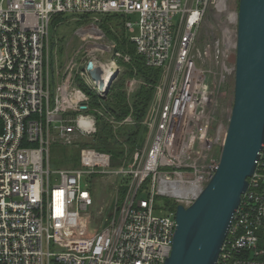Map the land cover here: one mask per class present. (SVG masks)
I'll return each instance as SVG.
<instances>
[{"label": "built area", "instance_id": "2783aa9c", "mask_svg": "<svg viewBox=\"0 0 264 264\" xmlns=\"http://www.w3.org/2000/svg\"><path fill=\"white\" fill-rule=\"evenodd\" d=\"M129 14L138 17L136 53L160 69L149 146L112 166L108 152L87 145L76 166L51 171V144L74 148L101 120L127 123L103 103V76L116 65L101 24L116 15L133 32ZM56 15L88 24L54 71ZM237 17L238 0H0V264H164L176 205L189 206L218 165L229 119L217 114L218 93L234 77ZM127 83L130 102L137 80ZM102 176L119 178L123 191L89 231L92 182ZM215 264H264V143Z\"/></svg>", "mask_w": 264, "mask_h": 264}, {"label": "water", "instance_id": "95a60500", "mask_svg": "<svg viewBox=\"0 0 264 264\" xmlns=\"http://www.w3.org/2000/svg\"><path fill=\"white\" fill-rule=\"evenodd\" d=\"M90 75L99 68L89 62ZM110 83H108L109 85ZM264 143V0H238L233 103L218 165L187 207L175 208L164 264H215Z\"/></svg>", "mask_w": 264, "mask_h": 264}, {"label": "rangeland", "instance_id": "374dc122", "mask_svg": "<svg viewBox=\"0 0 264 264\" xmlns=\"http://www.w3.org/2000/svg\"><path fill=\"white\" fill-rule=\"evenodd\" d=\"M138 17L136 14H129L127 16V21L131 23L132 28L134 29L133 32H128L127 37L129 38L130 36L136 35L137 34V27L135 23L137 22ZM174 22L176 21V18L173 19ZM107 22L109 21H114V19L111 20V18L106 19ZM120 21L119 29L122 30V22ZM117 22V21H116ZM116 22L114 24H116ZM84 24V25H83ZM86 21H82L77 17L74 16H60V17H55L53 22H52V29H51V40L50 44H52V52L54 54L55 58V64L52 63V69L55 71L57 69H60L63 60L65 59L66 55L70 52L71 48L76 45V30L78 27L85 26ZM106 25V23H105ZM81 26V27H82ZM108 27V25H106ZM111 31L107 32L106 31V36L108 38H111V36H118L119 32L115 26H110ZM115 47H114V56L115 57V67L112 69V76H111V81L110 84L108 85L107 88H105L104 92L106 94V98L104 99V104L107 105L108 103V97L110 96L112 92V88H116L118 85L123 84V80L126 78H122L123 75L127 72V69L125 68L124 65L120 64L122 63H127L125 62L120 55H124L125 57L128 56V54H125L121 52L117 46L116 42L114 40ZM118 53V55H116ZM111 60L112 56L108 57V55H105L103 58L104 62L108 63L107 60ZM130 59V58H129ZM131 60V59H130ZM129 60V62H130ZM132 78V76H130ZM121 79V81H119ZM127 77L124 80V85L123 90L125 93V98H126V105L129 109V113L121 118L120 120L122 121L125 119L127 123H124L120 125L118 128L111 126L109 123H104L107 127L110 126V130L113 133L114 136L109 137V141L112 143L113 146V153H109L111 155V165L116 166V165H122V164H129L132 162L133 155L136 152H143L148 146L151 141L152 137V130L145 125V119H141L140 121H137L133 118L132 116V107L130 102H128L127 96H126V83L129 79ZM134 78L137 80V84L135 86V89L138 91L140 86L145 85L144 81L136 76ZM77 82L79 83L80 80L77 79ZM129 83V82H128ZM127 83V86H128ZM142 83V84H141ZM141 84V85H140ZM161 82L157 80V82L153 85V93L151 95V98L154 94V90L160 86ZM233 87H234V77H232L229 80V84L226 86L225 89V94H224V89H220L218 93V108H217V114L220 116V118L224 121L227 120V117L229 118L230 111L232 108V103H233ZM224 94V96H223ZM109 95V96H108ZM223 96V97H222ZM219 97H222L221 100ZM95 98V97H94ZM151 101V99H150ZM150 101L148 103V110L150 107ZM109 126H108V125ZM98 131V130H97ZM96 131V133H97ZM130 136V138H127ZM90 140V141H89ZM81 139L77 143H75L74 148L71 146L67 145H54L51 144L48 149L49 153V161H50V169L51 171L57 170L58 168H62L63 166H70L73 164V159H77L79 157L80 150L83 147H86L87 144L89 143H96V138L95 136L91 139ZM114 158V159H113ZM53 163H57V165H53ZM116 163V164H115ZM51 184L57 183L56 175L52 174L51 175ZM120 179L117 178L115 181V178H109L106 176H102L100 178L94 179L92 182V188L94 190V200L91 206H89V209L87 210L90 217L88 219L89 222L92 223V229H96L100 223V220L97 219V217L100 215L99 210H102V214L106 211V214H108V211L112 207L114 203V199L116 195H118L122 188L119 187V189L115 186L116 183H119ZM118 189V192H117ZM118 193V194H117ZM161 201H156V207H162ZM160 211L158 209H154L153 215H160ZM94 220V221H93ZM91 228V227H90ZM85 234L84 232H82Z\"/></svg>", "mask_w": 264, "mask_h": 264}, {"label": "trees", "instance_id": "16d2710c", "mask_svg": "<svg viewBox=\"0 0 264 264\" xmlns=\"http://www.w3.org/2000/svg\"><path fill=\"white\" fill-rule=\"evenodd\" d=\"M60 16L61 15H56L55 17L58 18ZM107 18H111V20L114 19V21L107 22ZM80 20L85 21L83 19ZM119 20H121L122 22V30L119 29V25L121 24ZM102 21L103 23L101 24V26L107 32H112L110 26L116 25L119 35L113 37L111 36V39L115 40L116 46L121 52L130 56V62H120V64L124 65L127 69V72L123 75L122 78L124 79L125 77L131 78L130 76H136L142 79L145 83V85L139 87L138 91L136 90L131 101L132 116L135 120L140 121L145 117L148 108V103L153 93V85L157 82L158 78L160 77V69L148 67L145 65L142 56L136 53V47L134 43L131 42L127 37L121 17H118L116 15H106L102 18ZM115 22L116 24H114ZM105 23L106 25H108V27H106ZM122 78H120L119 81H121ZM124 80L122 85L120 84L116 88H112L113 90L110 96L108 95V103L106 105L107 108H109L111 112L115 114L117 119H121L129 113V109L127 107L128 104L126 105L125 93L122 87L124 85ZM104 123L106 122L102 120L99 122V126L97 128L98 131L95 134L96 143H89L87 145L96 148L97 150L114 154L112 143L108 140L110 135H114L110 130V126L107 124L109 126L107 127ZM127 138H130L132 140L130 136H128ZM78 160L79 157L76 160L73 159V164L70 166H76L78 164ZM53 165H57V163H53ZM170 207L173 208V203L171 202Z\"/></svg>", "mask_w": 264, "mask_h": 264}, {"label": "crops", "instance_id": "0c3cea01", "mask_svg": "<svg viewBox=\"0 0 264 264\" xmlns=\"http://www.w3.org/2000/svg\"><path fill=\"white\" fill-rule=\"evenodd\" d=\"M122 18V17H121ZM105 31V30H104ZM105 33H106V31H105ZM125 33H126V35L128 34L126 31H125ZM111 39V38H110ZM129 39V38H128ZM113 40V39H112ZM114 41V40H113ZM132 77H134V76H132ZM160 79V77L158 78V80ZM136 92V91H135ZM134 92V93H135ZM134 93H133V95H134ZM133 95L131 96V99H130V104H132V98H133ZM152 98H153V96H152ZM152 98H151V101H150V107H151V102H152ZM150 107H149V110L147 109V111H146V114H145V117L147 116V113L149 114V111H150ZM145 117L143 118V119H145ZM119 120V119H118ZM98 126H99V124H98ZM118 128V127H117ZM63 167H68V166H63ZM94 190L95 189H93L92 187H91V195H92V200H94V197H95V195H94ZM122 191L123 190H121V192L120 193H122ZM114 199V198H113ZM94 221V220H93ZM101 223H99V225H100ZM98 225V226H99ZM97 229V228H96ZM89 231H91L92 230V228H89L88 229Z\"/></svg>", "mask_w": 264, "mask_h": 264}, {"label": "bare ground", "instance_id": "6f19581e", "mask_svg": "<svg viewBox=\"0 0 264 264\" xmlns=\"http://www.w3.org/2000/svg\"><path fill=\"white\" fill-rule=\"evenodd\" d=\"M106 76H107V74H106L105 76H103V78L105 77V79H104L103 82H102L104 85H105V84L107 85V83H108L109 80L111 79L110 77H108V76L106 77ZM112 77H113V76H112Z\"/></svg>", "mask_w": 264, "mask_h": 264}]
</instances>
